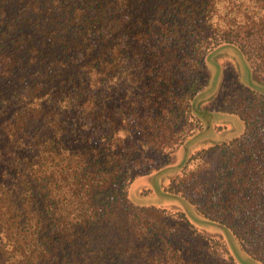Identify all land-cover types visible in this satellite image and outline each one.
I'll list each match as a JSON object with an SVG mask.
<instances>
[{
	"label": "trees",
	"instance_id": "obj_1",
	"mask_svg": "<svg viewBox=\"0 0 264 264\" xmlns=\"http://www.w3.org/2000/svg\"><path fill=\"white\" fill-rule=\"evenodd\" d=\"M224 47L264 86V0H0V264H238L129 193L209 128L197 105ZM212 108L241 132L163 188L264 264V91L221 83Z\"/></svg>",
	"mask_w": 264,
	"mask_h": 264
},
{
	"label": "rangeland",
	"instance_id": "obj_2",
	"mask_svg": "<svg viewBox=\"0 0 264 264\" xmlns=\"http://www.w3.org/2000/svg\"><path fill=\"white\" fill-rule=\"evenodd\" d=\"M208 66L210 79L203 90V95L198 100L197 107L204 110V116L209 123V128L195 135L178 149L176 156L170 165L158 172L142 176L136 179L130 186L131 198L138 204H155L172 208H180L200 228L217 234L227 244L232 256L238 264H259L248 257L240 248V245L226 228H221L201 217L195 209L183 198L164 191V185L168 179L179 170L189 154L197 148L208 146L209 143L232 138L242 130V123L237 116L227 114H215L212 118L209 110H213L212 104L216 97L218 86L221 83L230 84L241 81L249 87L264 91V86L256 82L249 64L237 49L224 47L209 55ZM149 189L148 193L142 190Z\"/></svg>",
	"mask_w": 264,
	"mask_h": 264
}]
</instances>
